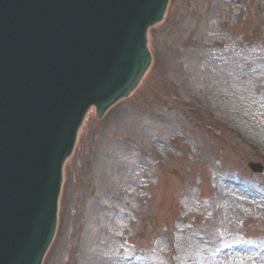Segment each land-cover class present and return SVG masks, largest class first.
Wrapping results in <instances>:
<instances>
[{
  "label": "rangeland",
  "instance_id": "obj_1",
  "mask_svg": "<svg viewBox=\"0 0 264 264\" xmlns=\"http://www.w3.org/2000/svg\"><path fill=\"white\" fill-rule=\"evenodd\" d=\"M147 46L136 90L78 131L42 264H184L201 250L264 264V176L246 167L264 165V147L207 101L199 72L202 56L229 54L251 102L264 101V0H170ZM181 102L212 115L223 136L189 122ZM225 186L243 197L229 226L214 205Z\"/></svg>",
  "mask_w": 264,
  "mask_h": 264
},
{
  "label": "water",
  "instance_id": "obj_2",
  "mask_svg": "<svg viewBox=\"0 0 264 264\" xmlns=\"http://www.w3.org/2000/svg\"><path fill=\"white\" fill-rule=\"evenodd\" d=\"M166 2L0 0V264L40 263L77 127L136 85Z\"/></svg>",
  "mask_w": 264,
  "mask_h": 264
},
{
  "label": "bare ground",
  "instance_id": "obj_3",
  "mask_svg": "<svg viewBox=\"0 0 264 264\" xmlns=\"http://www.w3.org/2000/svg\"><path fill=\"white\" fill-rule=\"evenodd\" d=\"M205 40L214 42L206 38ZM238 68V63L229 54L224 59L212 54L202 56L199 72L203 83L208 87L207 101L219 103L224 108L223 111L219 110L224 117L233 121L246 135L264 147V101L255 104L251 102L248 85L242 81ZM235 199L236 193L224 187L223 194L214 202L215 206H223L226 213L231 214L227 217V226L238 219L242 210ZM240 199L243 200V197ZM188 260L184 264H221L204 250L194 252Z\"/></svg>",
  "mask_w": 264,
  "mask_h": 264
}]
</instances>
